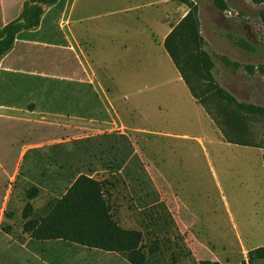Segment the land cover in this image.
Masks as SVG:
<instances>
[{
  "label": "rangeland",
  "instance_id": "374dc122",
  "mask_svg": "<svg viewBox=\"0 0 264 264\" xmlns=\"http://www.w3.org/2000/svg\"><path fill=\"white\" fill-rule=\"evenodd\" d=\"M85 1L76 0V4L81 7ZM225 1L224 12H219L212 0L185 1L193 29L191 60L200 62L201 51H205L213 62L211 73L217 86L239 102L264 107V25L257 16L262 7L249 0ZM92 8L90 14L95 17L84 21L82 27L93 30L109 19L98 16L101 7L96 3ZM162 11L159 8L155 14L160 16ZM133 15L128 12L114 17L110 26H125L127 38L135 40L130 32L135 27ZM147 28L151 29V24ZM93 39L96 44L101 40ZM131 49L127 53L107 50L99 58L107 62L112 79L126 80L111 87L109 96L118 111L124 107L122 131L98 133L33 124L32 137L44 142L77 138L75 148L47 149V190L42 189L30 201L35 214L42 216L47 201L60 198L72 183L64 177L50 178L56 166L51 161L60 157L68 166L75 163L76 174L99 180L110 175L121 180L109 199L112 214L120 227L141 232L145 251L157 241L158 251L147 264L245 261L249 248L264 245V114L226 109V100L219 94L207 104H222L219 115L204 116L198 105L203 99L190 100L186 90L174 82V68L165 53L143 52V59L137 61L135 56L141 52ZM97 52L92 51L94 57L100 54ZM247 67L252 68L251 74ZM94 68L99 82L109 86L105 77L101 79L103 72ZM15 84L20 88L16 79ZM200 87L211 97V84ZM140 128L152 133L140 132ZM138 154L158 169V191L148 174L143 175L134 164L125 165L126 159L133 160ZM64 162L57 165L63 171L67 167ZM28 186L20 178L15 180L2 216V225L10 226L15 236L21 235ZM88 255L74 264H128L119 254L121 258L101 251Z\"/></svg>",
  "mask_w": 264,
  "mask_h": 264
},
{
  "label": "crops",
  "instance_id": "0c3cea01",
  "mask_svg": "<svg viewBox=\"0 0 264 264\" xmlns=\"http://www.w3.org/2000/svg\"><path fill=\"white\" fill-rule=\"evenodd\" d=\"M26 1L0 0V29L19 18ZM185 1L86 0L78 7L76 0H58L54 5L43 7L44 11L36 28L16 34L11 50L0 60V178L6 181L0 206V264H74V260L101 251L62 240L38 241L22 234H6L1 230L2 216L15 180L20 178L40 191L47 190L44 167L47 163L50 165L47 149L66 145L77 147V138H55L46 142L39 137L33 138V124L98 133L122 131L125 127L121 118L124 107L118 111L109 96L111 87L121 85L126 80L112 79L107 72V62L99 59L101 53L112 49L117 53H127L134 48L142 53L135 56L137 61L138 58L143 59V52L165 53L174 68V82L186 90L190 100L203 99L198 105L204 116L219 115L222 104L219 107L214 105L215 102L207 104L210 103L208 100H214L222 94L220 86L207 79L201 62L191 60L189 46L193 29L187 18L189 12ZM128 2L130 5H127ZM95 3L101 7L98 16L109 20L93 30L82 27L84 21L95 17L90 14ZM159 8L163 10L160 16L155 14ZM128 12L134 14L135 27L130 32L135 40L127 38L125 26H110L112 18H119ZM137 24H140V28ZM150 24L152 28L148 29ZM95 36L101 39L97 44L93 39ZM92 51L100 52L96 54L98 58L93 56ZM139 65L142 66L140 60ZM94 67L103 72L101 79L105 77L103 81L109 86H103L99 82ZM15 79L21 85L20 88L16 89ZM202 84L212 85L209 92L211 97L207 98L202 93ZM61 87L62 93H58ZM225 100V108L232 111L235 106L226 98ZM139 130L152 133L142 128ZM127 160L125 165L134 164L143 175L148 174L153 188L158 191L160 176L156 166L142 154L136 155L133 160ZM60 162H64L60 157L51 161L56 166L54 171H50V178L64 177L66 182H73L79 175L95 178L89 174H76L77 170L72 167L75 163L68 166L64 162L67 167L63 171L57 167ZM262 166L264 168L263 158ZM70 185L71 183L68 184ZM166 193L176 197L169 190ZM188 211L192 212L189 208ZM191 214L194 215L193 212ZM261 246L264 245L249 248L247 252ZM111 254L121 258L117 253ZM125 262L128 263L126 260Z\"/></svg>",
  "mask_w": 264,
  "mask_h": 264
},
{
  "label": "trees",
  "instance_id": "16d2710c",
  "mask_svg": "<svg viewBox=\"0 0 264 264\" xmlns=\"http://www.w3.org/2000/svg\"><path fill=\"white\" fill-rule=\"evenodd\" d=\"M58 0H27L22 7L18 19L0 29V60L11 50L15 36L22 30H32L39 25L43 7L54 5ZM252 4L261 6L257 16L264 25V0H249ZM219 12L227 10L225 0H212ZM200 62L207 79L215 83L211 70L213 62L210 56L201 51ZM237 67V64H234ZM252 73V68H248ZM263 72V70L261 69ZM224 97L244 114H264V107L237 101L233 96L220 88ZM264 164V155H263ZM121 180L108 175L97 178L79 175L60 198L49 199L42 216L35 214L31 200L40 191L28 184L25 190V204L21 216V234L32 239L62 240L103 252L117 253L129 264H147L149 257L153 258L158 251L157 241H154L145 251L142 247V234L137 230L124 229L114 220L109 199L121 184ZM6 181L0 178V206L4 197ZM6 216H10L8 213ZM1 230L11 234L8 225H1ZM150 258V259H151ZM198 264H219L218 262L199 261ZM239 264H264V246L247 252L245 261Z\"/></svg>",
  "mask_w": 264,
  "mask_h": 264
}]
</instances>
